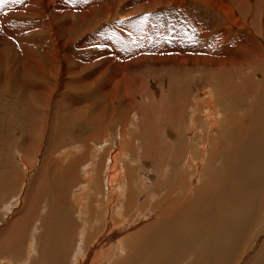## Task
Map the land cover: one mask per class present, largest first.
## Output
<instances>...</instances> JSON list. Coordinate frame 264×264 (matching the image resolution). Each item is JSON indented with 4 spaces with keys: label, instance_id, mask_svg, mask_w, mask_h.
Masks as SVG:
<instances>
[{
    "label": "rangeland",
    "instance_id": "obj_1",
    "mask_svg": "<svg viewBox=\"0 0 264 264\" xmlns=\"http://www.w3.org/2000/svg\"><path fill=\"white\" fill-rule=\"evenodd\" d=\"M105 1L106 0H0V51L3 50V53H1L2 56L0 54V77H2V74L5 72L4 67L7 65L6 59H10L11 61L15 60V62H12L14 65L9 64L10 68L14 70V73L19 71V69L22 70L21 68L17 69L15 66H18L17 63L23 61L26 57L32 61L33 58L31 57L37 56V60L43 64L42 67L44 68L42 74L36 73V71H33L30 68L26 73L31 88L37 93L36 98L41 101V103L38 101V103L34 102L39 108V115L35 114L34 117L41 127L40 134L37 137L38 146L32 141V139L35 138L32 137V133L29 137V131L32 127L26 129L25 138L27 140L23 143H20L23 137L17 138L20 133H16V131H9L7 135L2 137V144H5V147L0 148V159L3 164H7L6 168L5 166L0 168V183L3 181V184H9V187L4 191V186L2 185L0 190V248L8 246L4 243L3 245L1 244L4 240L11 241L10 238L15 237L20 230L26 233L27 230L20 228V226L26 224V222L23 223V219L25 218H22L21 220L20 218L26 214L25 210H27V204L30 206L32 202L36 200V194L39 195V192L41 193L39 195V200L41 201H37V206L39 202V205L45 203L47 207L44 213L42 210L43 207H38L40 208V211L37 212V214H41L40 218L44 220L48 218V215L54 213L57 214L60 211L59 208L62 202V194L59 192V182L61 180L59 181V178H55L53 180L51 179L49 182L44 181L49 175H51L49 171L53 169L50 165L52 157L48 155L45 157V152L48 147L51 148L54 144H56L55 149H57L62 144L70 142L75 146L78 145L83 147V150L87 149L90 154H92V151L96 148H101V151L104 148H107V151L109 149V154L113 152L112 154L115 155L116 152L117 154L119 153L121 144H125L126 142L128 148L131 147L129 152H127V159H134L132 156L133 153H131L133 151H137V157H139L137 163L130 164L137 166L135 173H131L133 174L132 176L136 175L137 179V182L134 184L135 188H137H134L135 190L139 189L147 191V185L145 184L148 180L147 176L153 174V178L155 176L156 179L157 173L154 171L159 173V170L164 168V175L161 176L159 173L157 179L151 181L153 184H150L151 191H161V187H164L168 182V179L167 181H164L161 180L162 178L171 177L170 179H173L171 181H175L177 176H181L180 174L178 175L181 166L184 169L193 165L186 171L187 173H193L192 175H200V182L198 180L193 188H191V186L189 188L191 193L189 196L193 197L194 194V196L199 195V193H197L199 188L213 190L209 187V184L205 186L204 183L213 181L214 175L219 176L224 170L227 157L224 154L223 147L220 149L223 142L220 139H222L224 134H227L232 125L233 118L241 116L242 111H245L250 116H248L249 120L241 122L243 124H241L238 129H235L237 131H243L245 128L250 129L254 126L256 131L259 127L261 129L264 128L260 123V121L264 119V103H261V94L264 92L262 91V89L264 90V85H260L262 82L264 83V56L260 55L261 51L264 50V3H261L263 6L262 9L253 7L251 8V11L248 9L249 7L247 5L244 8V13L239 15V7H233L229 0H224L226 6L233 7L231 10L229 9L231 14H229L225 8L221 9V13L215 14L212 11L213 13L206 14L209 16L206 17V22H208L209 19L212 21L211 28L218 29L221 27V24H223V27L218 30L217 33L212 34L213 37L212 35L209 36V41L213 40L218 35H222V38L218 41L217 45H224V52H226L227 55L223 56V58L226 62H230L229 67L231 69L234 67L236 61L237 64H240L241 62L238 57H236L238 59L236 60L233 54L236 53L237 55L242 53V55H245L246 52H250L249 50L252 49L253 46L259 51L256 52L255 55L253 54L255 60H257L256 64H253L251 61L246 63H243L242 61L244 66L241 69L240 78H244L245 81L247 80L246 83H249V86L246 87L240 83L239 78H233L232 74L234 73L231 74L233 70L229 72L227 70L224 71L222 66L218 67L216 65L215 60H218L216 59L217 57L212 59L214 60L212 67H205L204 65L196 67L195 64L194 66L192 65L196 60L193 62L188 56L187 58H183L186 53H191L190 50L175 53L177 49H172L173 45L175 46V44L170 42L172 40L177 41L179 39L181 42L187 40V42H191L195 39L190 36L193 32V29L191 28L195 27L201 29V26L197 23V19L195 18L197 15H204L205 12H202V10L198 13H193L192 8L187 7V4L183 7L182 15L179 10L172 6L173 2L170 0H163L166 4H163L162 7L158 8V11L162 12L158 14L157 10L155 11L158 16L157 19L160 20L158 21L159 30L162 32L164 31V34L170 36V40L165 44L167 45V49L165 50L166 56H162L160 59H155L156 55L152 51H148L149 55L146 53L140 54L139 52H134V54L131 53L132 51L130 50L129 45L130 40L128 38L131 33L139 32V30H143L146 42L152 38V35L155 33L154 25H150L151 22L148 20L152 17V15H148V12H150L151 9L149 8V10L144 7V10L142 8L134 9V6H132L126 13L117 14L114 19L110 20L106 19L105 16L96 13L94 16L91 14L89 17L87 12L90 13V10L98 8L99 6H104L103 3ZM135 1L136 0H133L132 2L137 3ZM189 2H191V0H189ZM145 3H147V0H145ZM166 8L168 10H166ZM139 9H142L141 16L139 15L140 17L138 16V13L140 12ZM169 9L172 13L169 12ZM170 17L172 18L171 21H169ZM82 18L87 19L83 20ZM175 18L179 19L175 20ZM235 19L237 22L233 25L230 24L231 22L234 23ZM239 19H241V21ZM172 20L176 21V27H174V25L171 26ZM193 23L196 25L194 24L193 26ZM189 26L191 27L189 28ZM79 29H82V31ZM169 29L172 34L169 32ZM203 30L206 29H202V31ZM254 35L256 36L254 37ZM156 36H158V33L153 37L157 38ZM201 36H204V34ZM256 37H258V39ZM249 39H251V41ZM196 41L199 42L200 40L196 39ZM181 47L185 49L188 46ZM245 48L247 50H245ZM147 57H149V59H147ZM51 70H53L55 78H52ZM256 73L262 77L259 78V76H257V78ZM0 80L3 81L4 78H0ZM38 81H42L44 85L42 84L40 87L32 86L33 83L38 84ZM236 83L245 88L243 89L240 85L238 87ZM256 83L259 84L256 85ZM207 84H209V86L212 84L211 86H213V88L218 86V96L221 95L219 97V100H221L220 102L218 100L219 105H217L219 108L217 107L216 111L218 115H220V113L222 114L220 115L221 123H217L215 128L210 131V129L206 130L207 125L203 119L205 115L208 116L210 114L209 108L205 106V112H202L203 114L199 113V116L201 117L198 116V118L201 119L203 133L205 134H202L201 136V131L199 129L197 130L198 135L204 137L203 139L200 137L198 143L200 145L203 143H210L208 147L209 149L204 152L205 159L207 160L206 167L208 166V168L205 167L201 170L196 169L195 163L202 158V154L196 152L191 143V136L194 135L193 138H196L197 132L195 130L186 136L187 129H189L187 121V115H189V112L186 110L188 109L187 105H184L183 109H181L180 106L183 105L182 102L188 97L197 98L198 94L200 95L203 93L201 91ZM80 87L82 89H88V92L102 90V92L107 95L108 93H118L116 94L117 98L123 100L121 104L124 110L123 113L118 115L112 111L111 106H108L106 108L109 116L107 118L101 116V120L98 118V121L96 122H93V120L89 118V115L88 118L87 115H85L84 120L78 115L74 116L72 112L81 110L84 105L91 103L95 104L94 98L90 101H88L87 98L84 99V101H81L76 97L75 101V96L71 93V90ZM231 87H233V89L234 87L236 88L233 93L237 96V106L232 104L233 101H231V97L229 96L228 90H230ZM177 88L181 91L180 93ZM221 89L223 92H221ZM236 90L237 92H235ZM44 92L45 95L42 99L41 94ZM259 92H261L260 96L258 94ZM184 94L185 97L187 96L186 98H184ZM196 101L199 103L201 102V100L198 99ZM190 103L195 104V101H190ZM259 103H261V105ZM167 106H170L171 108H168ZM100 108L101 107L98 108V111ZM202 110L203 109L198 110V112ZM91 111L94 114L97 113L95 109H91ZM88 112L89 110H87V113ZM175 116L179 117L176 118ZM170 117L172 119L174 117L176 122L173 123L172 120L171 122ZM256 117L259 118L257 119ZM35 118H31V121H34ZM255 118L258 120L257 122H255ZM66 119L68 121H65ZM251 122H254L255 124H252ZM62 125H66V130L64 132ZM85 126H87V130L84 131ZM60 133L62 134V139L59 141L58 138ZM171 135L175 136V138L178 135L179 138L174 140ZM180 141L182 144L190 145L192 153H196V156L193 155V160L185 158V161L182 164L178 162L175 164L172 162L170 163L171 160H169V154H175L177 150L182 147ZM155 143L158 149V152H156L157 154L159 153V157L153 152V148L156 147ZM196 143L197 141H195L194 146H196ZM17 145L20 146V148H16V151L18 150V152L14 149ZM70 145L72 146V144ZM70 145L69 147L67 146V149L71 148ZM166 145L167 147L169 146L168 150ZM213 145H216V147L214 146V149L212 148ZM206 148L207 147H205V149ZM215 148L217 149L216 151ZM5 150H7V154L5 153ZM58 156V154L54 155V157ZM127 159L126 161L123 160V163L125 162L127 164ZM136 159L137 158H135V160ZM65 160L66 159H62L60 162H64ZM108 162H110L109 158L106 159V163ZM23 163H25V165ZM169 163L170 165L168 167ZM120 168L121 166L119 167V171ZM133 168L131 167V172ZM78 173L79 174H75L77 176H74L75 179H71V185H69L68 182H64V185L62 183L64 191L67 189L70 191V188H76L80 181H85L80 171ZM104 175L103 172L102 179L104 178ZM211 175L213 177L210 179ZM17 181L19 183H17ZM186 182L192 184V181L190 180H186ZM66 183H68V185H65ZM104 183L105 181H103V184ZM212 185H215V183L213 182ZM42 186H44V192L40 189ZM56 186H58L57 189ZM2 191H4L3 193L5 194H3ZM165 192L168 194L167 190L161 193L159 192L158 195L156 194L157 196H155V199H153V201L150 200L149 204H147L145 195H141L137 203H143L145 207L148 205V209H150V205L153 206V203L159 201L162 198L160 195H164ZM70 193L71 196L70 198L68 196L66 201L67 203L68 201L70 202L68 203L69 209L71 208L75 211L78 198L75 199L72 196L71 191ZM40 196H44V199H41ZM251 202L255 204L254 201ZM5 205L10 208L9 212L5 211ZM161 207L162 206H158L156 208L160 213H162ZM150 216H152V219L149 217L146 219L141 218V220H139L140 223L138 222V230L139 228L144 229V226L147 225L146 222L149 224L153 221L154 215L151 214ZM17 220L20 221L18 222ZM37 226H39V224H37ZM26 237L27 238L24 239V242L22 243L24 246L21 257L15 261L16 263H19L25 255V249L28 247V232ZM255 246L256 243L254 247ZM9 262L11 261L9 260Z\"/></svg>",
    "mask_w": 264,
    "mask_h": 264
},
{
    "label": "bare ground",
    "instance_id": "obj_2",
    "mask_svg": "<svg viewBox=\"0 0 264 264\" xmlns=\"http://www.w3.org/2000/svg\"><path fill=\"white\" fill-rule=\"evenodd\" d=\"M132 1L106 0L103 3L104 6H99L98 8L92 9L90 10L91 12H87V14L89 17L91 14L94 16L95 13L98 15L101 14L105 16L106 19L110 20L114 19L117 14L126 13L132 6H134V9L142 8L144 10V8H150L151 10L149 9L150 12H148V15H152V17H150L148 20L151 22L150 25H154L155 33L147 42L145 41L146 37L143 35V30H139V32L133 34L131 33L128 37L130 40V50L133 54L134 52H139L140 54L146 53L147 55H149L148 51H152L156 55L155 59H160V57L166 56L165 50L167 49V45L165 44H167L168 40H170V36L164 34V31L162 32L159 30L158 21L160 20L157 19L158 16L156 15L155 11L157 10L158 14H160L162 11H158V8L162 7L163 4L165 5L166 2L163 0H147V3H145V0H136L135 2L137 3H134ZM170 1L173 2L172 6L179 10L182 15L184 9L183 7L187 4V7L192 8L193 13H198L200 10L205 12L203 16L197 15L195 18L197 19V23H199L201 26V29L195 27L191 28L193 29V32L190 36L195 39H193L191 42H187L188 40L181 42L179 39L177 41H170L171 43L175 44V46L172 44V49H177L175 53H181L190 50L191 53H186L183 58H187L188 56L191 58V61L194 62L196 60L195 63L192 64L193 66L195 64L196 67L199 65L212 67L214 61L212 59L217 57L216 59L218 60H215V63L218 67L222 66L224 71L227 70L228 72L233 70V72H231V74L234 73L232 74L233 78L237 77L240 79V83L243 86H249V83H246L247 80L245 81L244 78H240V72L244 66L243 63L251 61L253 64H256L257 60H255L253 54L255 55V53L259 51H257L252 44V49L249 50L250 52H246L245 55H242V53L237 55L236 53L233 54L234 58L236 60L239 59L241 62L240 64H237L236 61L234 67L231 69L229 67L230 62H226L223 58V56L227 55L226 52H224V45H217L218 41L222 38V35H218L213 40L209 41V36L217 33L218 30L223 27V24L220 23L221 27L218 29H214L213 27L211 28L212 21L209 19V21L206 22V17H209L206 14L213 12L215 14L221 13V9L223 8L227 9L228 13L231 14L230 10L233 7H239L238 13L239 15H242V13H244V8L247 5L250 11L253 7L262 9L263 6L261 3H264V0H229L233 7L226 6L224 4V0H191V2H189V0ZM142 9H139L140 12L138 13V16H141ZM166 10L168 9L166 8ZM169 12L172 13L170 9ZM82 19L86 20L87 18ZM171 19L172 18L170 17L169 21H171ZM176 19L177 18H175V20ZM175 20H172L171 26H177L175 24ZM239 20L241 21V19ZM236 22L237 21L235 19V22H231L230 24L233 25ZM195 23H193V26ZM190 27L191 26H189V28ZM202 29L206 30L202 31ZM79 30L82 31V29ZM157 33V38H154L153 36L157 35ZM203 34L204 36H201ZM255 36L256 35H254V37ZM256 38L258 39V37ZM196 39H199L200 41L198 42ZM249 40L251 41V39ZM181 46L188 47L184 49ZM245 50L247 49L245 48ZM1 53H3V50L0 51V54ZM260 55L264 56V50L261 51ZM236 57H238V59ZM27 58L28 57L23 59L24 62L21 61L17 63L18 66H15L17 69L21 68L23 71L19 69L20 72L17 71L15 73L9 65H14L12 62H15V60L11 61L10 59H6L7 65L4 67L5 72L2 74V77H0L4 78L3 81L0 80V148L5 147V144H2V137L7 135L9 131H16V133L19 132V136L16 135L17 138L23 137L20 143L25 142L27 140L25 135L26 129L28 127H32V129L29 131V137L32 133V137H35L32 139V141L38 146L37 137L40 134L41 127L34 117L35 114L39 115L38 105H36L34 102L38 101L41 103V101L36 98L37 93L31 88L26 73L30 68L31 70L36 71V73L42 74L44 72V68L42 67L43 64L37 60V56H32V61ZM147 59H149V57H147ZM260 64L263 66L261 62ZM51 74L52 78H55L53 70H51ZM257 76L259 75L256 73V77ZM261 77L262 76H259V78ZM238 83L236 84L238 85ZM262 83L260 85H264V83ZM42 84L44 85L42 81H38V84L33 83L32 86L34 85L35 87H40ZM257 84L259 83H256V85ZM211 85L209 86V84H207L201 91L203 93L200 95L198 94L197 98H186L187 96L185 97V94L183 95L186 99L183 101L182 98L183 105L180 107L183 109L184 105H187L188 109L186 110L189 112V115H187L189 129H187L188 131L186 136L195 130L197 132L198 129L201 131V136L202 134H205L203 133L204 131L202 129V122L200 121L201 119L198 118L202 112H205V106L209 108L210 113H208V116L205 115L203 118L205 124L207 125L206 130L210 129L211 131L213 128H215L217 123H221L220 115L222 113L218 115L216 111L219 105L218 100L221 95L218 96V86L213 88ZM244 88L245 87H243V89ZM234 89L236 88L234 87ZM234 89L231 87L228 91L231 101H233L232 104L237 106V96L235 93H233ZM75 90H71V93L75 96V101L76 97H78V100L81 101H84L86 98L88 101L91 99L93 100V98L95 99V104L91 103L84 105L81 110L72 112L74 116L78 115L82 120L85 119V115H87V118L89 115V118H91L93 122L98 121V118L101 120V116L107 118L109 115L106 107L108 106H111L112 111L118 115L122 114L124 111L122 108L123 106H121L123 100L117 98L116 96L118 93H108L107 95L103 93L102 90H94V92L90 90L91 92H88V89H82L81 87L76 88ZM262 91L264 90L262 89ZM180 92L181 91H179V93ZM221 92H223L222 89ZM235 92H237V90ZM261 92L258 93L259 96ZM44 95L45 92L41 94L42 99L44 98ZM261 96V103H264V92H262ZM197 99L201 100V102L199 103L196 101ZM190 101H195V104L190 103ZM261 103L259 104L261 105ZM99 107L101 108L98 111ZM91 109H95L97 113L94 114V110L92 112ZM201 109L203 110L198 112V110ZM87 110H89L88 113ZM248 116L249 114H247L245 111H242L241 116H238V118H233L232 125L230 126L227 134H224L222 139H220L223 141L220 149L223 147L224 154L227 157V162L224 170L219 176L214 175L213 181L204 183L205 186L209 184V187L213 190H204L199 188L197 190L199 195L194 196V194L193 197L189 196L191 194L189 188L190 186L193 188L194 184H196L200 178V175H192L193 173L186 172L188 168L192 167L193 165H190L188 168L184 169L181 166V173H178V175L180 174L181 176H177L175 181H171L173 180L170 179L171 177L162 178L161 180L164 181H167L168 179V182L164 185V187H161V191L156 190L153 192L150 190V184H153L151 181H154L153 179H155V176L154 178L152 176L153 174L147 176V179L149 180H147V183H145L148 186H146L147 191L139 189L135 190L137 188H135L134 184L137 182V179L136 175H132L135 173L137 166L130 164L137 163L139 157H137V151H133L131 153H133L132 156L134 159H131L130 157V159H127V152H129L131 147L128 148L126 142L125 144L122 143L123 145L121 144L122 147L120 146L119 153L117 154L116 152L115 155L112 154L113 152L109 154V149L107 151V148H104L102 151L101 148H96L92 151V154H90L87 149L83 150V147L78 145L75 146L70 142L64 143L62 145L60 144L61 146L57 149H55L56 144L52 145V147L50 146L51 148L48 147L45 152V157L46 155L52 157L50 165L53 169L49 171L51 175H49L44 181L49 182L51 179L53 180L55 178H59V181H62H58L59 192L62 194V202L59 208L60 211L57 214L54 213L52 215H48V218L44 220L40 218L41 214H37V212L40 211V208L38 207H43V213L46 211L47 207L45 203L39 205V202L41 201L39 200V195L41 193L39 192V195L36 194V198L34 197L36 200H34L30 206L27 204V210H25L26 214L20 218V220L25 218L23 219V223L26 222V224H24V226H20V228L27 230L26 233L20 230L17 232L15 237L10 238L11 241L4 240L2 242L1 245L4 243L8 246H2L3 248H0V264H264V128L261 129L259 127L256 131L254 126L250 129L245 128L243 131L235 130L238 129L241 124H243L241 122L249 120ZM259 117L256 118L258 119ZM31 118H35V120L31 121ZM257 119L255 122L258 121ZM171 120L173 123L176 122L174 117L173 119L171 118L170 121ZM263 120L260 121L261 126H264ZM65 121L68 120L66 119ZM251 123L255 124L254 122ZM65 126L66 125H62L63 132L66 130ZM85 130H87V126H85L84 131ZM61 135L62 134L60 133L58 138L59 141L62 139ZM178 135L176 137L177 139L179 138ZM193 136H191L192 146L196 152H200L202 154V158H200L197 163H195L196 169L202 170L207 165L204 152L205 150L209 149L208 147L210 143L208 142L207 144L203 143L200 145L198 142L201 136L198 135V132L196 138H193ZM172 138L174 140L176 139L175 136H172ZM203 138L204 137H201V139ZM195 141H197L196 146H194ZM69 143L72 144L73 147ZM180 143L182 144L181 141ZM69 145L71 148L67 149V146L69 147ZM214 146L216 147V145L212 146L213 149ZM18 147L20 148L19 145L14 147L15 151ZM205 147L207 148L205 149ZM166 148L168 150L169 146L167 147L166 145ZM153 149V152L157 154V146ZM216 150L217 149L215 148V151ZM16 152H18V150ZM5 153H8L7 150H5ZM55 154H58L59 156L54 157ZM170 154V158H168L171 160L170 163L172 162L173 164L176 162L182 164L185 161V158L193 160V155L196 156V153H192L190 145L184 143L175 154ZM158 155L159 153L156 156L159 157ZM107 158L110 160L108 163H106ZM135 158L137 159L135 160ZM7 159L10 160L9 158ZM62 159L66 160L64 162H60ZM81 159H85L86 161ZM126 159L127 164L125 162L123 163V160L126 161ZM78 162L79 164L77 165ZM170 163L168 164V167ZM6 164H3L0 159V168L2 166H5L6 168ZM23 164L25 165V163ZM120 166L121 168L119 171ZM131 167L133 168L132 172ZM206 168H208V166ZM163 169L159 170L161 176L164 175ZM79 171L85 181H80V183L76 186V188L74 187V189H72L73 187L70 188L72 196L75 199L78 198L77 204L75 206L76 210L73 211L68 207V203L70 202L68 201L67 203L66 201L68 196L70 198L71 193L68 191L67 187V190L64 191L63 185L64 182H68L69 185H71V179L76 176L75 174H79ZM103 172L105 175L102 179ZM154 172L157 173V179L159 173L157 171ZM211 177L213 176L211 175L210 179ZM216 179L218 180L215 181ZM186 180L192 181L193 185L190 182L187 183ZM103 181H105L104 184ZM213 182L215 185H212ZM17 183L19 182L17 181ZM68 183L65 185H68ZM2 185L4 186V191L9 187V184L4 185L2 181V183H0V190ZM57 187L58 186H56V189ZM40 189L42 192L45 191L44 186H42ZM166 190L168 191V194L165 192L164 195H160L162 198L159 201L153 203V206L150 205V209H148V205L145 207L143 203H137L139 197H141V195H145L147 204H149V201H153L159 192L161 193ZM4 191H2V193ZM40 197L41 199H44V196ZM38 200L39 202L37 206ZM251 201H254L255 204ZM158 206H162V213L156 210ZM4 208L5 211L9 212L10 208H8V206L5 205ZM151 214L154 215L153 221L149 224L146 222L147 225L144 226L145 228H139L138 230L137 227L140 223L139 220H141V218H151ZM20 220L17 221L19 222ZM37 224H39V226H37ZM27 232L29 235L27 241L28 247L25 249L26 251L24 257L19 263H16L15 261L21 257L24 246L22 243L24 242V239L27 238ZM255 243L256 246L254 247ZM9 260L11 262H9Z\"/></svg>",
    "mask_w": 264,
    "mask_h": 264
}]
</instances>
